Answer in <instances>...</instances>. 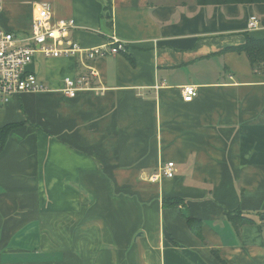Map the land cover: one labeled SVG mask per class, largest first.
<instances>
[{"label": "crops", "instance_id": "crops-1", "mask_svg": "<svg viewBox=\"0 0 264 264\" xmlns=\"http://www.w3.org/2000/svg\"><path fill=\"white\" fill-rule=\"evenodd\" d=\"M1 4L6 32L27 36L43 6L75 21L83 48L112 35L128 47L86 62L37 54L29 70L45 89L1 107L0 264H264V74L226 52L264 39V4ZM85 76L95 90L67 98L65 79ZM238 212L253 220L239 231Z\"/></svg>", "mask_w": 264, "mask_h": 264}, {"label": "built area", "instance_id": "built-area-1", "mask_svg": "<svg viewBox=\"0 0 264 264\" xmlns=\"http://www.w3.org/2000/svg\"><path fill=\"white\" fill-rule=\"evenodd\" d=\"M0 0V8H1ZM31 32L21 37L9 33L0 27V110L14 97L25 93L42 92L45 88L40 86L37 76L29 70L37 54L46 58L79 57L83 62L94 61L109 55L127 52L128 43L120 41L112 35L107 45L97 48H83L71 39V32L76 29L74 20L54 21L51 12L43 6L35 8ZM259 19L253 16L249 21V29L254 31L260 27ZM92 76L97 73L91 70ZM63 94L67 98L75 97L80 91L95 90L90 86L89 77L67 78L64 81ZM182 96L186 102H193L197 97L194 86H185ZM163 175L173 179L177 173L175 163H166L162 166ZM159 176H153L157 181Z\"/></svg>", "mask_w": 264, "mask_h": 264}, {"label": "trees", "instance_id": "trees-1", "mask_svg": "<svg viewBox=\"0 0 264 264\" xmlns=\"http://www.w3.org/2000/svg\"><path fill=\"white\" fill-rule=\"evenodd\" d=\"M198 5L200 6H226V5H254V4H264V0H197ZM246 42L241 44V46L227 48V51H233L237 54H245L250 62L251 68L254 71H258L264 74V39L253 38L249 35L245 36ZM10 128H6L0 131V152L4 149V144L7 140ZM180 200H166L164 203L167 206L178 205ZM233 225H235L237 231L243 225L251 224L253 220L249 217H244L240 212L230 215ZM188 226L191 230L198 235H200L199 227L196 225V222L189 218Z\"/></svg>", "mask_w": 264, "mask_h": 264}]
</instances>
